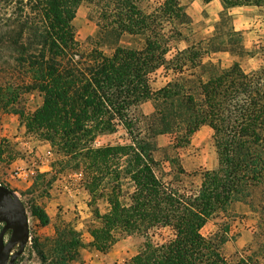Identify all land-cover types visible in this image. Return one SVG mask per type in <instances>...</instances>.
I'll use <instances>...</instances> for the list:
<instances>
[{"label": "trees", "instance_id": "trees-1", "mask_svg": "<svg viewBox=\"0 0 264 264\" xmlns=\"http://www.w3.org/2000/svg\"><path fill=\"white\" fill-rule=\"evenodd\" d=\"M218 1L213 32L195 39L182 0H0V76L13 99L38 93L41 103L26 128L66 168L83 167L97 220L89 228L91 245L105 251L121 237H144L131 264H264V43L246 48L229 13L243 5L264 11V0ZM83 2L99 28L85 48L73 26ZM178 40L184 47L173 46ZM257 49L263 59L250 72L238 61L222 67L210 58L219 51L244 58ZM159 68L169 78L154 89L151 76ZM145 100L153 107L148 114L139 110ZM203 125L212 130L217 165L187 173L176 153L164 151L170 167L164 171L156 136L170 135L178 150ZM118 127L123 141L93 144ZM238 203L255 217L258 248L233 261L223 253L227 222L208 236L201 228ZM31 212L49 222L38 206ZM48 239V250L32 242L41 264H69L83 247L68 224Z\"/></svg>", "mask_w": 264, "mask_h": 264}, {"label": "rangeland", "instance_id": "rangeland-1", "mask_svg": "<svg viewBox=\"0 0 264 264\" xmlns=\"http://www.w3.org/2000/svg\"><path fill=\"white\" fill-rule=\"evenodd\" d=\"M154 1V0H150ZM186 5L192 24V37L209 36L213 32V25L218 19L222 6L218 0L203 2L200 0H182ZM234 27L242 33L243 41L248 49H255L258 43H264V11L253 5L234 7L229 12ZM91 6L87 2L81 3L73 19L75 38L82 48L88 45L89 38L98 36L96 19L92 18ZM182 40L175 41L173 46L184 47ZM105 49V48H104ZM257 49L253 56L238 58L227 52L211 53L210 58L222 67L238 61L245 72L258 67L263 55ZM174 52L171 49L168 56ZM168 75L163 68H159L151 76V86L156 89L162 86ZM6 79L0 76V183L16 192L26 208L28 217L29 238L23 252L18 255L14 264H41L37 251L33 247V240L48 250L49 239L55 233V228L62 224L72 226L83 242L78 257L69 264H131L132 257L143 247L144 237L139 234L127 235L119 238L109 249L101 251L91 245L89 228L97 224L91 208L87 205L89 194L83 187L85 177L83 167L77 170L66 168L63 159L50 144L29 131L25 126L27 116L40 105L41 97L36 91L19 93L13 99L11 91L6 88ZM149 100L142 101L139 110L148 114L152 111ZM125 132L118 127L112 133L96 136L95 146L123 141ZM158 150L155 155L161 160L164 171H169V164L163 160L164 151L176 153L187 173L199 169H212L217 165V155L212 140V130L203 125L191 136L190 142L183 148L174 150L168 134L156 136ZM34 206L41 208L49 217L47 224H41L31 212ZM100 210L105 204L98 201ZM227 222L228 237L223 245V253L230 260L239 255L250 254L257 250L258 241L253 235L255 217L242 204H235L231 210L214 219L209 220L201 233L208 236L217 225ZM163 236L168 230H162ZM157 239L159 236L156 235Z\"/></svg>", "mask_w": 264, "mask_h": 264}, {"label": "water", "instance_id": "water-1", "mask_svg": "<svg viewBox=\"0 0 264 264\" xmlns=\"http://www.w3.org/2000/svg\"><path fill=\"white\" fill-rule=\"evenodd\" d=\"M0 264H14L29 238L26 208L11 188L0 183ZM9 233L7 240L4 239Z\"/></svg>", "mask_w": 264, "mask_h": 264}, {"label": "flooded vegetation", "instance_id": "flooded-vegetation-1", "mask_svg": "<svg viewBox=\"0 0 264 264\" xmlns=\"http://www.w3.org/2000/svg\"><path fill=\"white\" fill-rule=\"evenodd\" d=\"M2 225H3V224H2V223H0V229L2 228ZM8 237H9V233H6V234H5V236H4V239H5V240H7V239H8Z\"/></svg>", "mask_w": 264, "mask_h": 264}]
</instances>
